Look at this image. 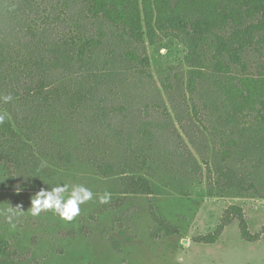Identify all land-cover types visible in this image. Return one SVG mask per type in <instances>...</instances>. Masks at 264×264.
<instances>
[{
	"label": "trees",
	"instance_id": "obj_1",
	"mask_svg": "<svg viewBox=\"0 0 264 264\" xmlns=\"http://www.w3.org/2000/svg\"><path fill=\"white\" fill-rule=\"evenodd\" d=\"M160 32L187 46L192 98L154 81L147 47ZM194 95L215 184L264 191V0H0V172L23 192L79 168L113 183L119 199L90 211L82 232L200 171L191 150V163L175 160L205 135L183 121ZM237 158L241 169L228 164ZM7 245L0 235V264L14 262Z\"/></svg>",
	"mask_w": 264,
	"mask_h": 264
},
{
	"label": "rangeland",
	"instance_id": "obj_2",
	"mask_svg": "<svg viewBox=\"0 0 264 264\" xmlns=\"http://www.w3.org/2000/svg\"><path fill=\"white\" fill-rule=\"evenodd\" d=\"M174 35L160 32L155 44L147 47L150 70L157 84L169 79L182 98H192L186 93L188 68L182 63L187 46ZM193 98L196 113L189 111V116L182 110L183 121L188 126L194 123L205 135L197 136L199 144L195 140L186 145L187 151L177 145L175 160L191 163V150L200 171L193 177L170 175L177 183L171 180V188L155 195L127 198L120 211L97 223L92 233L82 232L86 231L82 226L90 211L102 204L100 195L110 193L108 202H117L113 183L97 181L83 168L61 175L57 185H84L94 193L92 200L80 206V214L67 221L51 210L31 215V198L36 193L14 190L16 186L8 184L1 171L0 235L8 243L13 264H264V191L241 193L215 184L211 163L205 166L215 146L212 134L203 129L208 112L197 95ZM4 110L0 106V113ZM235 117L239 121L238 113ZM228 164L241 169L238 158ZM17 205L21 207L11 215L9 207Z\"/></svg>",
	"mask_w": 264,
	"mask_h": 264
},
{
	"label": "clouds",
	"instance_id": "obj_3",
	"mask_svg": "<svg viewBox=\"0 0 264 264\" xmlns=\"http://www.w3.org/2000/svg\"><path fill=\"white\" fill-rule=\"evenodd\" d=\"M4 99L9 101L12 97L7 96ZM2 121L3 117H0V122ZM33 197L31 198V215L37 216L42 211L51 210L58 214L61 219L71 221L80 214V206L93 199L94 193L84 185H74L69 188L66 184H59L51 190L41 189ZM109 199L110 193L107 192L98 197L100 203H107ZM20 207V205H17L16 208L9 207L8 211L14 215Z\"/></svg>",
	"mask_w": 264,
	"mask_h": 264
}]
</instances>
